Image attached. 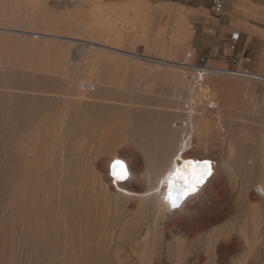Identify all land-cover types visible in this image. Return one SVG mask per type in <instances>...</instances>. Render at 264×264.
I'll return each mask as SVG.
<instances>
[{"label":"rangeland","instance_id":"obj_1","mask_svg":"<svg viewBox=\"0 0 264 264\" xmlns=\"http://www.w3.org/2000/svg\"><path fill=\"white\" fill-rule=\"evenodd\" d=\"M211 3L0 0V264H264V81L239 75L264 76V0ZM202 67L233 74L205 98ZM192 96L187 156L215 173L171 211L150 190ZM113 155L145 195L118 194Z\"/></svg>","mask_w":264,"mask_h":264},{"label":"bare ground","instance_id":"obj_2","mask_svg":"<svg viewBox=\"0 0 264 264\" xmlns=\"http://www.w3.org/2000/svg\"><path fill=\"white\" fill-rule=\"evenodd\" d=\"M88 44H92V43H88ZM155 63H159V61H155ZM185 65H187V64L185 63ZM195 72H196L195 73L196 75H195V79H194L195 80L194 85L196 84V86H194V87H197V89H198L197 91H200V92L202 91L205 98H206V96H208L207 95L208 94V90H207L208 87H206L207 85L204 84L205 76H210V75H221V76L226 75V76H228V75L233 74L232 72H230L228 70H224V69H210V68H203V67H202V69H196ZM239 75H241L242 77L247 78V79L264 81V76L255 75V74H251L248 72H243V73H240ZM214 99H216V98H214ZM208 102H209V100H208ZM193 105H194V99L192 96V97H190V99H188V104L186 105V108H185V119L183 121H180V120L174 121L175 124L176 123L180 124L182 127H184L186 129L185 130L186 136L182 137V138L180 137L179 145L175 148V150L168 157L166 165L164 166V168L162 169V171L158 174V176L156 178V184H154L155 186L150 190L151 191L150 194L154 195L155 200L158 202L160 208H169L168 202H170V205H171V200H177L179 207L175 208L174 211L182 210L187 205V203H189L191 200L196 198L199 195V193H201L207 187V185L210 183V181L213 178V175L215 173L214 172V166L215 165H213L214 161L211 158L206 157V156H202L200 158L187 156L189 151L192 148V136L194 134L193 125L195 122V110H194L195 107H193ZM207 105L211 109L212 108H215V110L218 109L215 106L216 104L214 105L213 102H209ZM256 105H257V103H256ZM218 111H216L215 114L218 113V115L220 117V114ZM218 115H217V117H218ZM219 117H218L217 122L220 119ZM196 122H197V126H198L197 128L201 129L203 126L202 123H204L203 120L199 121L197 119ZM222 122H223V120H222ZM217 126H218V130L216 129L217 135L220 137V139H222V141H226L227 132L224 131L226 129H224V126L221 123V120L218 122ZM173 135L174 134H172V136ZM222 144H223V142H222ZM223 145H222V147L225 148V146H223ZM231 148L232 147L230 145V147L228 146V150L225 149L226 150L225 152H227V151L228 152L226 153L227 158H226L225 162L223 163V166H224L225 170H227L228 173L231 170V162H230L231 159L228 158V157H231V155H232L231 154V151H232ZM202 149H203L202 155H206L205 151L207 149H206V145L204 143L202 145ZM116 160H121V159L117 155H113L111 157L110 166H109L106 178L108 179V181L111 184L113 181L116 183V189L119 192L118 194H122L124 196H143V195H145V193H137V192H133V191L127 189V183L129 182L130 173H129L128 177L122 181L117 180L115 177H114V179L110 177L109 172L110 171L112 172V164ZM205 160L211 161V169H212L211 175L206 176V178L203 181L204 184L203 183L197 184L196 185V191L192 192V191H190V188H191L194 180L199 176L200 171H201V165H202L203 161H205ZM189 162H191V163H189ZM128 172H129V170H128ZM258 188H259V190H261V192L264 195L263 189L261 187H258ZM146 193H148V192H146ZM185 193H187V195H185ZM169 209H171V208H169Z\"/></svg>","mask_w":264,"mask_h":264},{"label":"snow or ice","instance_id":"obj_3","mask_svg":"<svg viewBox=\"0 0 264 264\" xmlns=\"http://www.w3.org/2000/svg\"><path fill=\"white\" fill-rule=\"evenodd\" d=\"M191 163V162H189ZM211 161L209 160H205L203 161L202 165H201V171L199 176L194 180L190 191L195 192L196 191V185L203 183L204 179L206 178V176L211 175ZM112 172H113V176L117 179V180H125L128 175V168L127 165L125 164L124 161L122 160H116L113 162L112 164ZM185 195H187V193H185ZM170 198V197H169ZM171 199V198H170ZM171 206L173 208L178 207V201L177 200H171Z\"/></svg>","mask_w":264,"mask_h":264},{"label":"built area","instance_id":"obj_4","mask_svg":"<svg viewBox=\"0 0 264 264\" xmlns=\"http://www.w3.org/2000/svg\"><path fill=\"white\" fill-rule=\"evenodd\" d=\"M211 4H212V12H213L214 15L218 16V15H221L223 13V8H224L223 0H212ZM237 38H238V34H233L232 37H231L233 42L235 40H237ZM80 88L83 91H91L93 87H92V85H90L88 83H82L80 85ZM213 165H215L214 162H213ZM109 175H110L111 178L114 179L113 172L110 171ZM112 185L114 187H116V183L114 181L112 182ZM260 195L264 196L262 192H260ZM168 204L170 205V202H168ZM170 207H171V211H174V209H173V207L171 205H170Z\"/></svg>","mask_w":264,"mask_h":264},{"label":"crops","instance_id":"obj_5","mask_svg":"<svg viewBox=\"0 0 264 264\" xmlns=\"http://www.w3.org/2000/svg\"><path fill=\"white\" fill-rule=\"evenodd\" d=\"M223 4H224V0H223Z\"/></svg>","mask_w":264,"mask_h":264}]
</instances>
